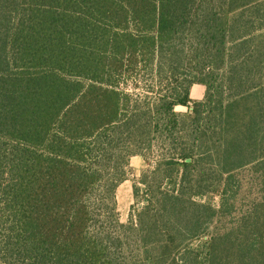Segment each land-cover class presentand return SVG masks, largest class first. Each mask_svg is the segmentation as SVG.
<instances>
[{"label":"trees","instance_id":"obj_1","mask_svg":"<svg viewBox=\"0 0 264 264\" xmlns=\"http://www.w3.org/2000/svg\"><path fill=\"white\" fill-rule=\"evenodd\" d=\"M0 264H264V0H0Z\"/></svg>","mask_w":264,"mask_h":264},{"label":"rangeland","instance_id":"obj_2","mask_svg":"<svg viewBox=\"0 0 264 264\" xmlns=\"http://www.w3.org/2000/svg\"><path fill=\"white\" fill-rule=\"evenodd\" d=\"M192 101H198V99H193ZM203 99V98H202ZM199 99V100H202ZM192 104V103H191ZM188 106H178L177 110L182 113L189 112ZM149 167L146 160L141 155H134L130 160V167L127 178L119 185L116 190V198H117V209L120 221L126 222L128 220L129 211L131 205L134 201L133 196V184L136 180H138L142 174V172ZM201 200H205L206 197L198 198ZM208 199V198H207ZM218 196L213 197V202L218 203Z\"/></svg>","mask_w":264,"mask_h":264},{"label":"crops","instance_id":"obj_3","mask_svg":"<svg viewBox=\"0 0 264 264\" xmlns=\"http://www.w3.org/2000/svg\"><path fill=\"white\" fill-rule=\"evenodd\" d=\"M205 91H206V87L203 84L195 83L191 87L190 96L193 99H198L199 100V99L204 98Z\"/></svg>","mask_w":264,"mask_h":264}]
</instances>
